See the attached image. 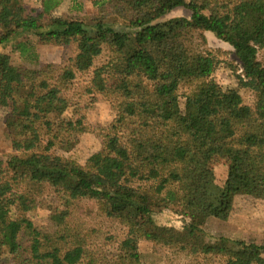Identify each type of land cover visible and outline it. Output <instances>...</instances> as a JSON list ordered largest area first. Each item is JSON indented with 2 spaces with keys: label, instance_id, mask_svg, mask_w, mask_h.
Listing matches in <instances>:
<instances>
[{
  "label": "trees",
  "instance_id": "obj_1",
  "mask_svg": "<svg viewBox=\"0 0 264 264\" xmlns=\"http://www.w3.org/2000/svg\"><path fill=\"white\" fill-rule=\"evenodd\" d=\"M38 1L40 10L0 0V47L11 44L33 66L0 52V110L14 151L0 167V264H71L78 250L74 264H156L129 247L136 241L205 264H264V246L208 241L203 230L210 218L227 220L238 195L264 200V0H97L94 15H79L81 0ZM67 1L77 14L56 15ZM180 7L190 17L161 21ZM204 32L229 44L237 64L203 49ZM40 44L73 55L40 64ZM220 66L254 93L253 105L215 81ZM96 94L114 98L117 112L98 132L101 150L81 165L57 151L79 144ZM215 156L229 164L222 186L209 166ZM45 195L52 227L29 214ZM93 206L125 229L116 253L104 249L115 237L100 243L89 228ZM164 210L182 227L153 223Z\"/></svg>",
  "mask_w": 264,
  "mask_h": 264
},
{
  "label": "rangeland",
  "instance_id": "obj_2",
  "mask_svg": "<svg viewBox=\"0 0 264 264\" xmlns=\"http://www.w3.org/2000/svg\"><path fill=\"white\" fill-rule=\"evenodd\" d=\"M29 8L40 10V2L38 0H24ZM97 0H81L83 5L82 12L79 15H94L98 12V7L94 6ZM72 6L68 1L63 3L57 10L56 15L77 13L72 10ZM191 12L186 8H176L169 14L161 18V21L169 20L176 17H190ZM206 43L205 50L210 51L219 59L237 64L233 48L217 39L212 32L203 33ZM0 52L10 55L11 61L17 66H33L20 58V55L13 51L12 45L0 47ZM37 52L39 54L40 64L54 63L63 64L73 55V47H61L55 45H37ZM107 54H103L98 58L96 66L102 65L107 60ZM258 59L264 65V49L258 53ZM241 73L240 71L237 72ZM215 81L224 88L238 89L243 97L246 105H253L255 102V95L253 92L242 89L239 86L238 79L234 70H230L224 66H220L214 74ZM84 78H79L83 84ZM117 81L109 82L110 86H115ZM184 100L181 99V108H184ZM7 109L0 110V167L5 165L7 158L14 154L11 143L5 134V117ZM117 112L116 100L111 96L104 94H96L90 98V106L87 111V131L82 135L79 144L71 152L57 151L61 156L72 158L81 165H84L87 159L98 152L102 148L101 140L98 137V132L101 128L106 127L115 117ZM216 176V184L222 186L228 175V160L222 156H215L209 164ZM48 195V193H46ZM44 196L43 205L38 210L30 214L32 219L38 224H45L52 227L48 221V211L51 198ZM83 207L88 208V202L81 203ZM90 214L85 217L89 228L98 231L100 236V243H103L107 237H115L116 243L104 248L105 252L116 253L124 241L125 229L115 221L97 215V209L93 206L90 209ZM153 223L174 228H181L182 222L179 220L177 214L171 210H164L153 216ZM203 230L208 241L214 240L218 237L225 236L231 239L244 240L248 243H256L264 246V200L254 199L246 195H238L235 197L232 212L227 220H219L210 218L203 226ZM129 247L134 252L153 260L156 264H205L202 259H195L191 257H184L182 255H174L165 248L155 246L153 247L147 242H131ZM81 251L70 252L67 255L69 263L74 264L79 261Z\"/></svg>",
  "mask_w": 264,
  "mask_h": 264
}]
</instances>
